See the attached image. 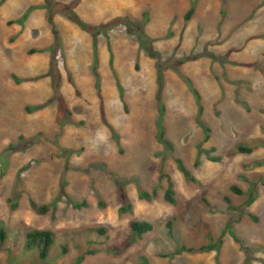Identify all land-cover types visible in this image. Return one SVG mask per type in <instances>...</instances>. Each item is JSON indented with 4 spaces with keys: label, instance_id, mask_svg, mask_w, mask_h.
<instances>
[{
    "label": "rangeland",
    "instance_id": "1",
    "mask_svg": "<svg viewBox=\"0 0 264 264\" xmlns=\"http://www.w3.org/2000/svg\"><path fill=\"white\" fill-rule=\"evenodd\" d=\"M146 47L165 65L163 126L196 184L155 139L157 59ZM261 142L264 0H0V264H77L88 251L81 264H264V145L228 155ZM161 174L176 205L162 199ZM154 188L151 202L138 198ZM133 221L153 230L134 242ZM30 230L55 234L46 261L24 250Z\"/></svg>",
    "mask_w": 264,
    "mask_h": 264
},
{
    "label": "trees",
    "instance_id": "2",
    "mask_svg": "<svg viewBox=\"0 0 264 264\" xmlns=\"http://www.w3.org/2000/svg\"><path fill=\"white\" fill-rule=\"evenodd\" d=\"M196 1H198V0H196ZM194 7L195 6L192 5L191 8L189 9V11L186 13L185 21H188L191 18V16L193 15ZM76 23H78L81 28L86 26L82 21H79V19H78V21H76ZM142 44L145 45V43H142ZM145 46H147V44ZM145 50L149 53V55L151 57H154L157 59L156 63H155L156 64L155 67H156V83L158 86L157 101H158L159 114H158V118H157L156 124H155V128H156L155 139L163 147V151H164L165 155H167L173 159L174 163L176 164L177 170L183 175L184 180L188 184H196V182H197L196 179L193 177L190 170L187 169L183 160L174 156V150H175L174 144L171 140L168 139V137L166 135L165 127L163 126V117H164L165 108L160 101V97H161L162 91L164 90V84H165V81H164V79H165V77H164L165 65L162 64L161 58H160L158 53H156L154 51L151 52V50H148L147 47ZM41 52H42V50H36V49L30 50V54H36V53H41ZM98 63H99L98 52H97V49L94 47L92 70H93V73L95 76V84H96L97 90L100 89V85H99L100 77H99V73L97 72ZM185 81L189 86V90L192 93L194 100H195V103H196V106H197L196 121H197L198 125L204 131V141H208L209 129L205 126V124H203V122L200 119L202 116V113H203V106L201 103L202 102L201 95L194 88L192 82L188 78H186ZM110 130L113 134V139L116 142H118L119 139H118L117 134H115V131L112 128H110ZM263 145H264L263 142H261L260 144H254L251 146L238 145L230 153H228V155L234 156L237 154H251L254 152V150H256L257 148H259ZM209 160H211L213 162H219L220 158L219 157H212ZM195 165H198V160L195 162ZM161 179L166 180V188L164 190L163 197H162L163 201L167 204H170V205H176V193H175L174 185H173L171 179L169 178V176H167L165 174H161ZM230 191L233 192L235 195H241V196L244 195V193L235 186H232L230 188ZM246 196H247L246 206H250L255 201V195H254L253 190L250 189L247 192ZM138 198L140 200H143L146 202H151L152 200L157 198V189L154 188L150 192L139 190ZM226 201L229 202L228 199ZM85 206H86V203H81V204L77 205L76 207L81 209ZM31 207L33 208V210H35L36 213H38L40 215H44L48 211V207H46V206L37 207L33 202H31ZM230 208H232V207H230ZM130 211H131V205L129 203H126L125 206L120 208L121 214L130 212ZM248 217L254 221H257V218L252 216L251 214H248ZM152 230H153V227L148 222L133 221L130 223V231L132 234L131 240L134 242L137 240H140L144 235L150 233ZM92 231L97 232L99 235L105 234V230L102 228L92 229ZM6 238H7L6 232L1 229L0 230V244H3L4 241L6 240ZM54 243H55V234L53 232L47 231V230H30L25 235L24 250L28 251V252L29 251L30 252L35 251L39 260L46 261L49 257V253L51 252V248L54 245ZM219 245H220V243L202 246L197 250L182 247L180 250H177L176 253H180L181 251H186L188 253H197V252L209 253L211 251L217 250ZM66 253H67V249L65 247H62V255L66 254ZM91 254H95V252L94 251H88L87 254L79 256L76 260V263L81 264L85 260V256L91 255Z\"/></svg>",
    "mask_w": 264,
    "mask_h": 264
}]
</instances>
